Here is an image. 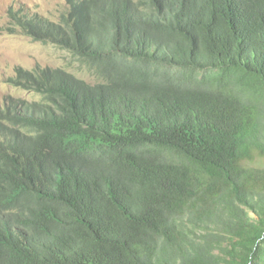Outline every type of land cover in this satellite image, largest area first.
I'll list each match as a JSON object with an SVG mask.
<instances>
[{"label": "trees", "instance_id": "1", "mask_svg": "<svg viewBox=\"0 0 264 264\" xmlns=\"http://www.w3.org/2000/svg\"><path fill=\"white\" fill-rule=\"evenodd\" d=\"M65 3L8 10L94 82L8 79L0 264H264V0Z\"/></svg>", "mask_w": 264, "mask_h": 264}, {"label": "rangeland", "instance_id": "2", "mask_svg": "<svg viewBox=\"0 0 264 264\" xmlns=\"http://www.w3.org/2000/svg\"><path fill=\"white\" fill-rule=\"evenodd\" d=\"M23 6L30 15L38 14L47 20L57 21L66 6L65 0H0V103L13 98L24 102H45L43 93L31 84L14 85L9 78H17L18 73L45 69L59 70L72 74L77 79L93 83L94 78L84 62L79 57L68 52L60 45L50 40L33 39L22 30L10 33L7 28L13 24L8 10L17 5Z\"/></svg>", "mask_w": 264, "mask_h": 264}, {"label": "bare ground", "instance_id": "3", "mask_svg": "<svg viewBox=\"0 0 264 264\" xmlns=\"http://www.w3.org/2000/svg\"><path fill=\"white\" fill-rule=\"evenodd\" d=\"M29 227V226H28Z\"/></svg>", "mask_w": 264, "mask_h": 264}]
</instances>
